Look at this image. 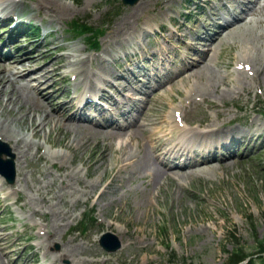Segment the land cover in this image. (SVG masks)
Listing matches in <instances>:
<instances>
[{"label":"rangeland","instance_id":"1","mask_svg":"<svg viewBox=\"0 0 264 264\" xmlns=\"http://www.w3.org/2000/svg\"><path fill=\"white\" fill-rule=\"evenodd\" d=\"M115 1L56 0L55 6L63 10V13L56 12L50 6V0L21 2L27 8L33 9H29L34 11L30 16L33 15L36 21L44 20L48 23L52 20L51 25L59 28V31L66 30L69 22L75 19H86L87 25L95 30H101L99 25L110 20L97 40L101 48L105 43H114L117 40V35L113 33L115 28L118 27L117 30L123 32L136 22L138 23L135 27H138L146 19L151 18L154 21L156 16L162 19L149 22L155 27L163 25L168 31L164 38L170 40V43L181 42L180 39H183L176 35L173 40L168 38L170 32L177 30L185 36L187 27L193 26L197 21V15H192L187 25H184L181 15L172 14L173 20L170 21L163 18L161 13L167 7L180 12L178 4L180 1L183 3V0H139L133 5H122L121 0H117L120 3L118 10ZM207 1L196 0L198 3ZM218 1L220 0H211L208 4L213 6L215 3L214 8L217 9L216 5L223 4H218ZM231 6L236 8L235 3H231ZM193 8V3L186 4L184 10L191 11ZM237 10L239 12L240 9ZM111 12H118V15H110ZM182 12L185 13L181 10L180 13ZM219 12H222L221 9ZM193 13L197 12L193 10ZM262 15L261 11L254 16L253 24L257 28L262 25L259 21ZM205 18L202 15L201 19ZM229 18L232 19V16ZM224 35L225 33L222 34ZM241 36L237 38L232 32L223 38L219 47L215 46V58L212 61L214 66L209 67L208 72L218 77L213 81V86L207 83L205 77L208 74L205 72L204 79L193 72L186 73L188 77L183 81H177V78L170 84L173 87L171 91L166 92L163 89V97L159 101L157 98L153 101V105L146 110L144 119L147 114L150 115L153 119L150 123L153 124L162 103L172 102L174 106H186L188 101L195 100L200 104L204 101L201 99L203 89L222 92L228 84L238 85L234 82L238 78V58L244 53L253 57L257 53L250 48L263 42L259 36L253 38L246 32H242ZM157 37L161 40L160 36ZM250 37L253 38L250 44L241 43L242 39L247 40ZM64 38L62 52L54 53L51 46L48 51L39 53L38 61L34 64L48 65L46 70L49 71L59 65L62 60L57 62L55 59L62 55V65H66L61 70L68 73L69 70L81 66V63H72L75 59L97 56L87 49L82 37H71L67 31ZM126 40L121 38L122 45L126 44ZM166 43L169 44L168 41ZM203 48L201 46L195 55H191L188 50L181 51L191 56L187 59L191 64L198 59V55L200 60L204 58V54H201ZM259 52L264 56V51ZM48 62L52 63L47 64ZM184 63L185 60L181 62L177 59L174 66L184 68ZM83 65L90 71L92 65L87 61ZM113 69L115 68L110 69L114 72L111 77H115V71L117 72ZM223 74L226 75L225 78L221 77ZM27 80L28 78L21 81L28 82ZM20 82H14L10 86L11 90L22 87ZM73 83L71 81V87ZM121 83L124 84V81ZM30 85L33 84L28 82V86ZM57 87L58 91L55 87L52 88V100L49 103L44 102L48 104L47 110L50 113L49 108H59L67 99L63 93L67 86L58 83ZM237 91L226 90L219 96L210 92L209 98L220 110L212 111L203 119L212 123L217 114V121L234 123L244 117L249 119L247 123L234 125V128L246 126L248 129L251 121L264 127V116L260 113L264 110V68L258 78ZM188 94L190 99L187 98ZM7 97V94H0V120H5V125L8 124L9 130L22 145L17 147L14 139L4 134H0V138L8 142L16 152L20 167L18 180L26 174L27 184L17 183L18 186L22 184L18 195L11 193L9 189L15 187V184L4 185V193L10 195V203L7 202L10 213L5 211L0 214V240L1 237L4 238L0 241V246H9L7 251H10V255L2 258L1 254L4 252L0 251V264H13L19 253L31 246L35 238L44 237L45 232L49 235L43 245L48 253L45 255L44 251L39 255L42 258L46 256L50 263L53 258L56 259L54 264H224L228 257L227 252L236 243L232 238L233 233L247 253L258 256L256 241L264 238V134L257 146L250 145L254 150H250L249 156L233 157L218 165H204L197 173L186 170L177 175L178 178H168L165 174L163 177L153 178L148 174L150 165H146L133 173L127 167L117 174V169L114 168L118 159L122 161L126 157L134 164V157L137 159V156L143 155L145 149L149 151L145 139L151 141L155 138L151 136L154 125H147L139 132L134 131V135L128 129L122 134L108 130L110 132H106V135L98 137L92 129L78 125L80 123H69L59 117V122L50 119L38 133L33 134L31 119L21 115L26 109L25 106L19 108L21 102L19 105L9 104ZM44 103H40L43 110L46 109ZM221 105L225 108L222 109ZM137 107L139 105L134 106L133 110ZM43 110L32 108L29 113L34 120L39 121L43 118ZM139 121L144 120L140 117ZM162 126L169 127L168 122L165 121ZM121 140L125 142L122 145H127L125 151L116 150L120 147ZM84 141L86 143L82 145ZM260 142L263 144L260 145ZM63 155L66 156L65 161L62 159ZM73 170L80 172L78 177L81 178L78 182L75 181L77 177L71 174ZM66 174L67 177L61 185ZM113 176L116 177L111 182ZM82 222L84 228L88 227L85 234L77 231ZM106 231L116 234L122 242L121 248L114 253L104 252L98 244L101 234ZM31 256L26 253L20 264L31 261Z\"/></svg>","mask_w":264,"mask_h":264},{"label":"bare ground","instance_id":"2","mask_svg":"<svg viewBox=\"0 0 264 264\" xmlns=\"http://www.w3.org/2000/svg\"><path fill=\"white\" fill-rule=\"evenodd\" d=\"M14 2H17V0H13ZM2 2V0H0V3ZM48 4H49V1H47ZM55 4H57L56 0H50V6L51 7H54V10L58 13H63L64 11L61 10V9H58ZM249 25L245 24V23H242V24H239L238 23V20H236L234 23H230L228 24L224 29L223 31H226V37L231 35L232 32H233V35L237 38H241L242 36V32H251L254 34V31H252L249 27ZM118 29V27H117ZM255 36V34H254ZM254 36L252 35L251 37L254 38ZM247 38V40L245 39H242L241 40V43H245V45H247V43H251L253 38ZM216 41H218L219 43H221V32H218L216 34ZM250 49H252L255 53H257L256 55H254L253 57L249 56L248 54H243L242 57L240 58V62H244L246 61V64L251 63L255 72L256 73H260L261 72V69L264 68V56L263 54H261L259 51H262L264 50V47L260 44H254L253 47H251ZM209 49H206V53L208 52ZM258 52H259V55H258ZM38 60L36 58H30L29 59V62L30 63H34V62H37ZM22 63V62H21ZM21 63H18V64H21ZM201 67H198L196 71H192V68L194 66H192L191 68H189V70L187 71V73L189 72H193V74H196L199 78L201 79H204V72L208 74L209 72V67L207 66V62H206V59L203 58L201 60ZM46 68V66L42 65L41 67L39 68H28L29 69V72L28 73H31V72H34V71H40V70H44ZM79 69H82L83 66H80L78 67ZM56 71V68L53 70V72ZM27 70L25 69H21L19 71V74L21 77H24L26 76V73ZM14 73H12V70L11 68H8L6 66H3L1 69H0V85H1V89H0V94L4 95V94H7L8 97L6 99L7 103L9 104H12V105H19L21 104V106L19 108H21L22 106H25L24 107V111L21 112V115L23 117H28L31 119V123H30V126L33 130V134H36L40 131V128H42L44 125H47L49 122H50V119H53L54 121H60L59 120V113L62 109H64V106H62L58 111H53V113H49V112H46L44 111V115H43V118H41L39 121L34 120V118L32 116H30V110L32 108H38L39 110H43V106L42 104H40V102L37 100V96L40 94V90L42 87L46 86L47 83H48V80H49V72H44V74L39 78L37 79V84L35 86H30V89L28 88V85L26 86H22V87H19L18 89L16 88H13V90H11L10 86L14 83V80L15 78H13ZM178 74H182V75H185L184 72L182 71H179ZM55 75V73H54ZM80 76H83V75H80ZM178 77V75H176ZM190 76V75H189ZM186 77L188 76H182L179 78L178 81H183ZM218 77H216L215 75L213 76L212 73H209L205 79L207 81V83L210 85V86H213V81L215 79H217ZM43 80V81H41ZM245 81V78H242L240 81H239V84H243ZM213 84V85H212ZM22 89V90H21ZM203 89V88H202ZM21 90V92H20ZM202 91H208V90H205L203 89ZM44 91L41 90V93H43ZM25 93V95H23ZM49 99V97H48ZM21 102V103H20ZM13 118V117H12ZM15 119V118H13ZM68 121H70V119H68ZM55 122V123H56ZM147 125H153L152 123H140L139 119L138 118H134L133 121L129 122V125L128 127L129 128H132L131 132L132 134L131 135H134V131H140L142 128H144L145 126ZM218 125L220 124H213L211 125V127H218ZM224 124H221V127L223 126ZM86 127H89V126H86ZM162 127L161 126H157L154 130L151 131V136L152 137H155L156 141H157V144L155 145V148L158 149L159 151H161L163 154L167 155V154H174L175 158H179L180 156H182V151L181 149H183V147H179L178 144H176L173 148L171 149H168V148H165L166 147V143L162 140H160L159 137L156 136L158 130H160ZM92 132L95 133V136H98V137H101V136H104L106 135V133L102 130H97L95 128H92L91 130ZM215 131V128H211L209 129V132H213ZM0 133L1 134H4V135H7L9 136L11 139H15V141L17 142L16 143V146L17 147H20L22 145V142H18L15 135L9 130L8 128V124L5 125V120L2 119L0 121ZM198 135V136H197ZM194 137H199V136H203V133L201 132H194ZM86 140V138H85ZM128 142L130 143V141L128 140ZM86 141H84L82 143L85 144ZM145 143H147V140H145ZM171 144H174V142H172ZM127 145H125L122 149L125 151ZM186 149V147L184 148ZM145 153L143 155H140L139 157L137 156V159L135 161L134 164H130V165H122V163H130L131 162V159H124L122 160L121 162H119V164L122 165V167L119 169V171L117 172L120 173L123 169L129 167L130 170L132 171V173L138 169H141V168H145L146 165H152V170H153V176H162L164 174H166V171L162 169L161 167V163L157 160V161H153V157L152 155L150 154L149 151H147V149H145ZM64 156V155H63ZM62 156V159L63 161H65V157ZM148 162V163H147ZM115 178V176H114ZM67 186V185H66Z\"/></svg>","mask_w":264,"mask_h":264},{"label":"trees","instance_id":"3","mask_svg":"<svg viewBox=\"0 0 264 264\" xmlns=\"http://www.w3.org/2000/svg\"><path fill=\"white\" fill-rule=\"evenodd\" d=\"M240 249L241 248L238 247V249H236L235 252L231 254L229 264H237L240 260L246 257V255L244 256L243 252L241 251L242 249L241 250ZM260 249L264 251V244L262 242L260 243ZM250 264H252V262ZM260 264H264V263L260 261Z\"/></svg>","mask_w":264,"mask_h":264},{"label":"water","instance_id":"4","mask_svg":"<svg viewBox=\"0 0 264 264\" xmlns=\"http://www.w3.org/2000/svg\"><path fill=\"white\" fill-rule=\"evenodd\" d=\"M126 1L134 2L135 0H126ZM111 237H112L111 235H106L103 237V247L107 250H114L117 247H119V242L113 241L112 239L108 240V238H111Z\"/></svg>","mask_w":264,"mask_h":264}]
</instances>
